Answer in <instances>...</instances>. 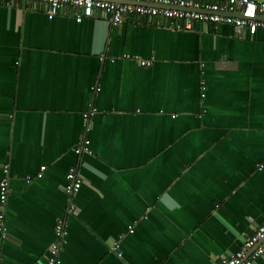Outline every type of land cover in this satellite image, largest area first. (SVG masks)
<instances>
[{"label":"crops","instance_id":"obj_1","mask_svg":"<svg viewBox=\"0 0 264 264\" xmlns=\"http://www.w3.org/2000/svg\"><path fill=\"white\" fill-rule=\"evenodd\" d=\"M5 164L0 264H221L264 222V29L0 0Z\"/></svg>","mask_w":264,"mask_h":264},{"label":"built area","instance_id":"obj_2","mask_svg":"<svg viewBox=\"0 0 264 264\" xmlns=\"http://www.w3.org/2000/svg\"><path fill=\"white\" fill-rule=\"evenodd\" d=\"M10 0H6L8 3ZM33 9L42 6L48 19H51L63 8H70L74 20L79 23L85 18L92 17L96 12H102L110 17L113 23H120L130 15L149 16L161 18L167 21L169 27L181 30L190 29L194 22H203L216 28L222 24L232 25L237 29H245L249 34H254L258 28L264 29V0H14V2ZM139 65L147 67L152 60L134 56ZM201 96L206 89L205 82L200 83ZM92 111L83 114V118H89ZM85 131L89 125L84 124ZM90 140L81 138L74 152L91 153ZM45 166L39 168L36 177L42 176ZM81 178L74 166H71L65 174L64 191L68 195L77 192L81 186ZM9 192L8 166L2 167L0 178V204L4 205ZM73 205L69 206V211ZM5 216L0 212V234L5 235ZM132 225L128 226V232H132ZM55 233L63 238L65 229L62 220L55 225ZM118 244H114V249ZM59 241L53 242L48 248L45 264H62L59 256ZM264 254V222L249 235L243 246L233 254L222 260L221 264H256V259ZM120 255V254H119Z\"/></svg>","mask_w":264,"mask_h":264}]
</instances>
